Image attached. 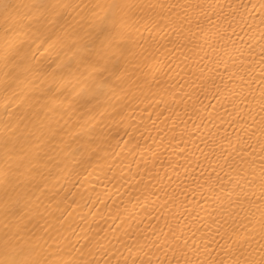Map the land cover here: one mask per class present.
<instances>
[{"label":"snow or ice","instance_id":"6c2138e0","mask_svg":"<svg viewBox=\"0 0 264 264\" xmlns=\"http://www.w3.org/2000/svg\"><path fill=\"white\" fill-rule=\"evenodd\" d=\"M224 7L215 0H185L184 3L172 4H166L164 0H106L103 3L95 0L82 6L72 4L69 0H0V15L8 25L0 37V60L6 65L13 64L20 70L14 77V82L19 81L25 88L31 89L34 81L26 75L21 79L22 74L32 71L25 67L26 41L22 30H31L33 22L44 26L54 25L59 29L58 32L53 31L44 43L52 41L54 47L67 48L69 52L75 50L68 63L57 64L59 71L52 70L53 83L49 92L55 90L62 93L69 87L75 90L80 87V78L86 74L99 76L102 85L93 83L78 93L85 104L94 107L93 101L98 103L96 94H103V85H107L109 77L115 75L109 72L108 62L115 56L136 57L135 35L140 33L141 28L149 33L167 30L174 37L162 45L168 60L162 65L157 64V71L167 69L170 75L173 70L172 56L177 49H181L186 51L183 56L184 68L180 71L190 79L195 78L191 83L179 85L183 95H178L173 88L170 100L162 98L158 102L165 104L166 110L172 109L165 120L179 118V113L173 106L183 104L184 115L193 123V129L189 130L188 120H181L184 125L181 143L184 147L181 148L180 155L186 161L182 180L179 165H170L175 179L165 172L166 182H163L165 177H160L158 170L153 175L152 170L147 168L148 160L144 159L143 173L138 170L132 177L135 185L126 193H119V188H116L119 202L114 198L115 193L111 192L104 195L97 193L94 202L88 192L68 193L62 200L55 199L59 193H52V200L60 215L55 216L50 210V203L44 208V212L48 214L45 216L40 211L38 197L33 209L34 216L29 218L28 223L31 224L33 219L39 217L32 227L44 235L37 236L36 232L22 222L23 216H17V222L6 224L7 231L0 235V264H112V258L108 256L112 251L108 247L111 240L107 234L100 235L103 229L98 227L94 235H90L91 229L84 231L73 242V237L78 234L65 217L67 213V219H71L77 209L101 202L110 214L114 209L111 218L113 221H120L117 231L121 232V236H128L133 241L132 245H125L129 255L122 262L116 259L115 264H264V0H248L247 3L241 0L239 4H228L229 13L224 12ZM178 8L183 12H175ZM217 8L220 9L219 12L216 11ZM69 9L80 10L77 14L81 21L77 25L62 23ZM85 9L87 15L84 14ZM240 9L244 11L240 12L237 21L236 14ZM212 16H215V21ZM248 19L258 20V25L249 24ZM203 21H207L211 27L206 28ZM238 26L242 30L248 29L247 45L242 38L239 45L232 39ZM256 27L259 29V39L256 45H252L251 41L256 40ZM256 47L260 49L258 59L255 56ZM188 61L193 62L192 67H189ZM179 67L177 64V68ZM105 72H109V77L104 76ZM126 75L127 69L117 77L122 85L127 83ZM128 80L131 81L128 89L121 87L126 99L133 87L143 94L147 81L141 84L138 80H131L130 76ZM256 81L261 85L258 96L252 89V84ZM12 86V83L7 84L6 91ZM185 87L189 90L184 91ZM168 91L164 89L165 94ZM209 94L218 101H224L221 105L222 114L213 116L212 112L207 111L209 106L203 103L201 97L206 99ZM249 97L252 99L249 100ZM144 99L148 97L144 96ZM228 104L231 105V110L226 106ZM100 107L103 108L104 105ZM103 114L100 112L101 116ZM34 115L39 116V111ZM113 115L124 119L122 111H114ZM161 115H164L163 111L158 113V118ZM225 117L229 118L228 122L235 131L234 137L227 129H223L221 135V130L213 124L216 131L210 130L207 138H201L200 144L196 143L197 134L207 126L205 121H223ZM26 118L22 116L21 120ZM196 121L200 123L197 124ZM9 131L14 135L16 129L11 124L5 125L4 133L0 135V211L4 212L6 219L15 215L12 211L13 200L15 197L18 201L23 187L30 186L41 191L42 195L46 194L38 179V165L28 158L30 154L26 148H17L8 136ZM76 138L78 140L79 136ZM172 139L175 140L176 137L173 136ZM189 142L195 146V151L191 155H185ZM128 143H132V140ZM116 146L119 147V141ZM137 149H141L139 143L133 145L130 154H134ZM142 151L151 152L153 158L157 156L151 147ZM196 151L207 161V165L199 163L200 156L195 155ZM109 155L114 153H106L104 157H100L92 149L88 160L95 158L106 161ZM192 157H195L197 166L201 168L199 176L193 174ZM137 167L139 169L140 165ZM207 168L212 170L205 175ZM128 169L131 171V164ZM107 170L112 173L107 179L114 182V187L125 179L122 175H117L112 164L107 165ZM120 171L122 173L123 170ZM144 174L150 178L148 183L144 182ZM25 176L26 181L21 179ZM189 180L191 183H188ZM197 193L200 194L199 199H196ZM77 195L79 199L75 198ZM125 195L127 200L123 199ZM69 196L73 197L70 201ZM104 196L112 200L111 205ZM190 196L192 199H189ZM65 203L72 211L61 207ZM96 215L100 213L97 212ZM141 217H151L157 221L150 225V235L140 228L143 223ZM80 218L87 220L86 216ZM40 220L44 221V225H40ZM160 221H163L162 226ZM98 224L97 221V226ZM213 225L216 226L214 232ZM202 229L212 232L211 243L216 245L212 251H209L210 243L206 240L197 245L196 236ZM21 233L27 234V238L23 239ZM257 236L259 240L256 239ZM80 238L84 240L83 244L79 242ZM120 239L118 237L117 241ZM50 240L52 243H49ZM254 241L258 247L254 246ZM151 248L163 253L164 258L154 259L155 253L145 251ZM99 255H103L105 259H96Z\"/></svg>","mask_w":264,"mask_h":264},{"label":"bare ground","instance_id":"6f19581e","mask_svg":"<svg viewBox=\"0 0 264 264\" xmlns=\"http://www.w3.org/2000/svg\"><path fill=\"white\" fill-rule=\"evenodd\" d=\"M9 2H15V0H9ZM69 2L82 6L95 2V0H69ZM101 2H106V0H101ZM144 2H152V0H144ZM164 2L166 4L184 3L185 0H164ZM215 2L219 5H224V12L229 13L230 10L227 5L239 4L241 0H215ZM243 2L247 3L248 0H243ZM79 11V9H69L62 23L77 25L81 21V17L77 14ZM216 11L219 12L220 9L217 8ZM243 11V9H240L236 14L237 21H239L240 12ZM175 12L182 13L183 10L178 8L175 9ZM84 14H88L87 9H85ZM209 15H211V12H209ZM245 17L247 18V13H245ZM212 19L215 21V16H212ZM247 22L254 26L258 25V20L252 21L248 19ZM203 23L206 28L211 27L207 21H203ZM6 27L8 25L5 24L3 16L0 15V37L3 36ZM53 31L58 32L59 29L54 25L44 26L35 22H33L31 30L28 28H23L22 30L23 39L26 41L27 61L25 67L30 68L32 71L22 74L21 79H24L26 75L28 79L34 81L31 89L25 88L19 81L14 82V77L20 70L15 68L13 64L6 65L4 61L0 60V135H3L5 125L11 124L12 128L16 129L14 135L9 131L8 136L13 140L17 148L23 146L27 149L30 154L28 158L38 165L40 173L38 179L42 183V188L46 190V194L42 195L41 191L30 186L23 187V192L18 201L15 197L13 200L12 211L15 215L6 219L4 212L0 211V235L7 231L6 224H14L17 222V216H23L22 222L27 224L29 229L36 232L37 236H43V232L32 227L33 224H36L39 217L33 219L31 224L28 223V220L34 216L33 209L37 204L38 197L41 205L40 211L43 215H48L44 212V208L48 207L50 203L52 204L50 210L55 216L60 215V212L55 208V201L52 200V193H59L55 199L62 200L65 194L68 193L79 194L88 192L94 202L97 193L104 195L111 192L115 193L114 198L119 202V193H126L130 187L135 185V180L132 179L134 174L138 170L143 173L144 165L142 161L144 159L148 160L147 168L152 170L153 175L158 170L160 177H165V172H167L175 179V173L170 165H179L180 179H183L186 161L180 155L181 148L184 147V144L181 143V132L184 130L181 120H188V117L184 115V105L180 104L173 106L175 111L179 113V118L171 117L165 120V116L172 109L166 110L167 106L158 102L162 98L170 100L173 88L178 95H183L179 85L185 84V82L191 83L195 79L194 77L190 79L180 71L184 68L183 56L186 50L177 49L173 54V70L170 75L167 69L157 71V64L162 65L168 60L162 45L166 44L167 40L174 39V37L167 30L149 33L141 28L140 33L135 35L134 51L136 52V57H112L107 67L109 72L115 73V75L109 77V72L104 73L105 77H109V82L107 85H103V94H96L98 103L93 101V107L85 104L78 93L82 88H86L93 83L98 86L102 85L103 82L99 76L86 74L80 78V87L75 90L69 87L62 93L55 90L53 92L48 91L53 83L51 79L52 70L59 71L56 67L57 64L61 62L68 63L75 51L69 52L67 48L54 47L52 41L44 43ZM255 34L256 40L251 41L252 45H256L259 39L258 27L255 28ZM241 38L243 43L247 45L249 41L248 29L244 28L242 30L238 26L232 39L236 40L239 45ZM158 48L160 51H157ZM245 51H247L246 48ZM259 52L260 49L256 47L255 56L257 59L259 58ZM144 57L147 58L145 59ZM187 63L189 67L193 66L192 61ZM137 64L139 65L138 68ZM177 64L180 65L179 68H177ZM125 69H127V75L125 76L127 83L122 85L117 77ZM81 71H83V68H81ZM41 73L45 74L41 75ZM177 73L180 74L178 75ZM258 74L259 67H257ZM129 76L131 80H138L141 84L145 81L148 83L143 89V94L133 87L126 99L125 92L121 91V87L127 90L131 85V81L128 80ZM154 76L155 79L153 78ZM9 83H12L13 86L6 91V86ZM196 83L198 84L199 81H196ZM260 87L259 81L252 84V89L255 90L256 96L259 95ZM164 89L169 90L167 94H165ZM188 90L187 87L184 88V91ZM144 96H147L148 99H144ZM201 99L205 105L209 106L207 111L212 112L213 116L223 113L221 105L224 101H218L211 94L206 99L203 96ZM251 99L252 97H249V100ZM45 105L47 106L44 107ZM100 105H104V107L101 108ZM226 106L231 110L230 104ZM253 106H255L254 102ZM241 108H243V105H241ZM37 111H39V116L34 115ZM114 111H122L124 119L121 120L120 117L114 116ZM162 111L164 115L158 118V113ZM100 112L104 114L101 116ZM22 116L27 118L22 121ZM228 119V117H225L223 121L216 119L212 123L205 121L207 126L197 134L196 143L200 144L201 138H207L210 130L216 131L213 124L221 130V135H223V129H227L228 133L234 137L235 131L230 126ZM196 123L199 124L200 122L196 121ZM81 125H83V128H81ZM187 127L189 130L193 129L191 120H188ZM77 136H79L78 140ZM173 136L176 137L175 140L172 139ZM130 139L132 143H128ZM117 141H119V147L116 146ZM136 143L141 145V149H137L134 154H130V150ZM149 147H151L153 152L157 153L155 158L152 157L151 152L145 153L142 151V149ZM92 149H95L100 157H104L106 153H114V155H109L106 161L95 158L89 161L88 157ZM194 151L195 146L189 142L185 155H191ZM73 154H75V158H73ZM195 155L200 156L198 151L195 152ZM81 160L84 163H76V161ZM191 163L192 169H194L193 174L199 176L201 168L197 166L198 162L195 157H192ZM199 163L207 165V161L202 156H200ZM66 164L67 167H65ZM108 164L114 166L118 176L122 175L125 178L120 180L115 187L113 186L114 182H109L107 179L108 176L112 175L107 170ZM129 164H131V171L128 169ZM138 165H140L139 169ZM121 169L123 170L122 173ZM211 170V168H207L205 175ZM21 179L26 181L27 177L25 176ZM136 179H139V177H136ZM149 179V176L144 174V182L148 183ZM163 182H166V177ZM200 182L203 183V180ZM188 183H191V180ZM116 188H119V193H116ZM72 198V196H69V201ZM75 198L79 199V195ZM199 198L200 194L197 193L196 199ZM104 199L109 205L112 204V200L108 199L107 196H104ZM123 199L127 200L128 197L125 195ZM189 199H192V197L190 196ZM61 207L72 211L71 208H68L67 203L62 204ZM205 207H208V205H205ZM97 212L100 215H96ZM113 214L114 209L113 213L110 214L108 209L104 207V203L101 202L90 204L88 208L77 209L71 219H67V213H65V217L68 223L73 224L78 234L77 237H73V242L84 231L91 229L90 235H94L98 227L103 229L100 235L104 236L107 234L108 239L111 240V244L108 247L112 251L108 253V256L112 258V264H115L116 259L122 262L124 257L129 255L125 245H132L133 241L128 236L122 237L121 232L117 231L120 221H113L111 218ZM81 216H86L87 220H81ZM141 218L143 223L140 228L146 230L150 235V225L156 224L157 221L151 217ZM97 221L99 222L98 226ZM39 223L44 225L43 220H40ZM159 224L162 226L163 221H160ZM133 228H135V225H133ZM215 228L216 226L213 225L212 232L215 231ZM212 232L202 229L200 233H197V245L199 246L206 240L210 243L209 251H212L216 247L214 243H211ZM21 236L23 239L27 238L25 233H21ZM118 237L121 238L119 242L117 241ZM256 239L259 240V236ZM79 242L83 244L84 240L80 238ZM49 243H52V241L50 240ZM105 243L107 244V241ZM253 244L258 247L255 241ZM145 251L155 253L154 259L156 257L164 258L163 253L156 252L155 248L145 249ZM113 253H115L114 257ZM134 255L135 253L133 252ZM170 256L171 254L169 253ZM213 257L215 258V252H213ZM96 259L103 261L105 257L99 255Z\"/></svg>","mask_w":264,"mask_h":264}]
</instances>
